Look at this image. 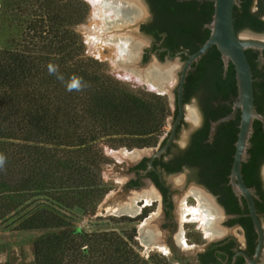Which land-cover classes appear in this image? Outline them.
Instances as JSON below:
<instances>
[{
  "label": "trees",
  "instance_id": "trees-1",
  "mask_svg": "<svg viewBox=\"0 0 264 264\" xmlns=\"http://www.w3.org/2000/svg\"><path fill=\"white\" fill-rule=\"evenodd\" d=\"M149 1L156 17L152 32H167L165 44L172 50H197L208 39L212 1ZM0 3V26L12 34L9 46L0 47V154L6 158L0 168V223L43 231L34 242V260L15 264H169L164 256L140 254L135 229L88 231L76 225L78 214L94 215L113 187L103 176L109 162L103 145H156L171 114L166 97L133 90L86 53L76 29L90 13L86 0ZM234 17L237 31L244 25L263 30L264 0H240ZM206 55L216 59L213 91L236 93L234 64L225 68L215 45ZM73 76L82 78L80 90H68ZM255 121L248 149L250 183H256L264 161V133ZM228 128L217 140L226 149H200L206 134H198L192 156L214 165L232 157L236 135L233 125Z\"/></svg>",
  "mask_w": 264,
  "mask_h": 264
},
{
  "label": "flooded vegetation",
  "instance_id": "flooded-vegetation-1",
  "mask_svg": "<svg viewBox=\"0 0 264 264\" xmlns=\"http://www.w3.org/2000/svg\"><path fill=\"white\" fill-rule=\"evenodd\" d=\"M137 1L139 8L135 9L137 14L134 20H138L144 14L146 15L147 10L146 22L140 25V29L152 39L151 44L143 50L142 61H148L151 55H154L160 62L179 57L183 63V68L188 59L187 53H193L196 50L183 46L172 50L167 46L165 44L168 36L167 32L160 31L158 36L152 32L156 17L150 1L143 0L146 10H144L139 0ZM241 31H245L248 35V32L264 34V29H254L248 25L240 27L237 31L238 34H241ZM242 38L256 39L264 42V37L250 38L246 35L242 36ZM197 43L199 44V42ZM136 44L135 46L133 45V58H136L138 55L140 43L137 42ZM246 54L253 71L255 104L257 108L262 107V110H259V112L264 114V49L248 48ZM220 57L222 58V56ZM192 68L188 72L183 88L184 115L177 125L176 134L171 144L166 151L157 155L167 143L179 113L178 88L180 81H178L174 91V109L170 114V117H172L170 129L163 132L156 145L148 146L152 148V152L149 155H142L136 163L128 167V172L133 175L126 180V183L123 185L124 190H137L146 180L151 185L148 190L146 189L143 193L137 195V200L134 203L123 205L121 212L123 214H130L123 219L134 222L136 225H143L146 223L145 220L154 212L156 206L159 207L162 212L159 230L147 228L143 233V238L147 242L165 243L168 248L173 250L172 239L175 236L174 232L177 229L178 220L174 210V189L170 178L182 174L185 186L189 187L188 192L197 195L201 201L203 211L207 215H212V217H207L206 219L207 227L212 231V240L207 243L203 250L195 255L192 262L184 261L183 264H251L250 260L255 258L259 243L258 233L250 215L246 198L242 194L236 193L231 181L235 141L241 119L240 111L232 119L234 121L232 124H229L232 120L226 121L228 124L226 122L220 124L214 140L210 141L212 122L223 117V113L226 112L225 114L227 115L233 110V101L237 97L238 89L236 87V93L234 91H226L227 96L222 95L217 90L218 88L213 91V85L218 72L216 59L212 55H206V57L193 62ZM170 69H157L156 67H150L149 69L150 79L154 80L152 82L162 91L166 90L167 83L170 82L169 79L172 73ZM226 71L224 68L223 78L226 76ZM192 100L197 103V108L190 105ZM187 115L193 120L194 126L184 141H178L182 127L187 125L189 120L187 119ZM255 123L261 125L264 133L263 123L257 120ZM229 125L234 126L236 135L232 144L234 147V152L231 154L232 157L223 158L214 165L209 160L204 161L199 157L192 156L191 152L195 147L194 140L198 134H206V137L200 144V149L209 152H214L220 147L223 150L226 149L227 146L217 140L220 138L222 128L224 127L226 128L224 130L228 131L230 129L228 128ZM223 152L225 154V151ZM250 165V160L247 158L242 166L243 178L245 184L254 191V201L258 217L264 229V161L259 164L257 173L254 176V179H257L256 183H250L248 178L247 171ZM144 196L148 202L144 200ZM222 216L226 218L224 224L220 222ZM163 233L164 236H162ZM254 264H264V244L260 256Z\"/></svg>",
  "mask_w": 264,
  "mask_h": 264
},
{
  "label": "rangeland",
  "instance_id": "rangeland-1",
  "mask_svg": "<svg viewBox=\"0 0 264 264\" xmlns=\"http://www.w3.org/2000/svg\"><path fill=\"white\" fill-rule=\"evenodd\" d=\"M86 1L90 5V13L88 18L76 27L84 41L86 53L102 61L110 74L126 83L133 90L137 92H158L166 95L172 112L174 109V91L179 81L183 63L179 57L160 62L154 55H151L148 61H142L143 50L152 42V39L140 29V25L146 22L147 19V10L143 0H139V2L146 10V15L144 14L138 20L132 21L131 19V22L122 25L118 23L106 30H104V22L100 20L99 4L94 3L93 0ZM248 33L249 35L245 31H241L242 36L247 35L250 38L264 37V34ZM11 35V31L7 26H0V47L9 46ZM137 42L140 43L138 55L133 58V45H137ZM121 44L126 49H121ZM150 67H156L157 69L171 68L170 82L167 83L168 86L165 91L159 89L152 82L154 80L150 79ZM190 105L197 108V103L194 100L190 102ZM170 116L167 119L164 131H168L171 127L172 117ZM187 119H189L187 125L182 127L178 141H184L194 126L189 115H187ZM103 150L109 158V162L104 165L103 176L106 181L113 184V187L99 203L94 215L78 214L76 225L82 226L88 231L117 230L121 233H127L135 229L136 249L145 258L151 255H160L170 259L169 264H183L184 261L192 262L195 255L212 240V231L207 227L206 221L207 217H212V215H207L203 211L201 201L197 195L188 192L189 187L185 186L182 174L170 178L174 189V210L178 220V226L174 232L175 236L172 239L174 249L171 250L165 243L147 242L143 238V233L147 228L159 230L162 213L159 207L156 206L154 212L145 220L146 223L143 225H136L134 222L123 219L130 214L121 212L123 205L134 203L139 193H143L144 190L150 188L151 183L147 180L137 190H124L123 185L133 175L128 172V167L136 163L142 155H149L152 148H127L105 143ZM144 200L147 201L145 196ZM225 220L226 218L223 216L220 218V222L223 224ZM42 233L43 231L37 230L23 231L16 229L14 226H7L6 222L0 223V264L33 261L35 258L34 242ZM162 236H164V233Z\"/></svg>",
  "mask_w": 264,
  "mask_h": 264
},
{
  "label": "water",
  "instance_id": "water-1",
  "mask_svg": "<svg viewBox=\"0 0 264 264\" xmlns=\"http://www.w3.org/2000/svg\"><path fill=\"white\" fill-rule=\"evenodd\" d=\"M214 2V14L212 21L207 24L210 29L208 39L193 53H187L188 59L184 64L180 76V84L178 88V106L179 113L176 118L174 129L162 149L157 155L166 151L171 144L176 134L177 125L180 123L184 115L183 106V88L186 82L188 72L192 70V63L203 58L214 45L219 49L225 68L232 62L235 67L236 80L238 85V95L233 101V110L215 120L211 124L210 140H213L220 124L230 121L240 111V124L237 139L235 142V153L231 169V181L237 194H242L248 203L250 215L252 217L255 229L258 233V247L256 256L250 260L254 264L263 248L264 244V229L258 217L254 201V191L249 188L243 178L242 166L247 160L251 147V137L254 133V121L260 120L264 127V114L259 112L255 104L254 94V77L250 61L247 57L246 50L248 48L264 49V42L256 39H244L241 34H238L235 27V6L240 3V0H210ZM152 165V162H151Z\"/></svg>",
  "mask_w": 264,
  "mask_h": 264
},
{
  "label": "bare ground",
  "instance_id": "bare-ground-1",
  "mask_svg": "<svg viewBox=\"0 0 264 264\" xmlns=\"http://www.w3.org/2000/svg\"><path fill=\"white\" fill-rule=\"evenodd\" d=\"M93 2L99 4V15L100 20L104 22V30L114 27L118 23L122 25L129 20L131 22V19L133 21L137 14L135 9L139 8L137 0H93ZM120 48L126 49L122 44Z\"/></svg>",
  "mask_w": 264,
  "mask_h": 264
},
{
  "label": "clouds",
  "instance_id": "clouds-1",
  "mask_svg": "<svg viewBox=\"0 0 264 264\" xmlns=\"http://www.w3.org/2000/svg\"><path fill=\"white\" fill-rule=\"evenodd\" d=\"M56 71V68L53 65H49V72L54 73ZM59 79H63V77H58ZM82 88V78L73 76L71 79V82L68 84V90H80ZM5 156L3 154H0V168L3 167L5 163Z\"/></svg>",
  "mask_w": 264,
  "mask_h": 264
}]
</instances>
